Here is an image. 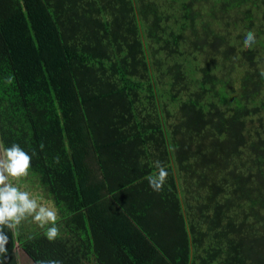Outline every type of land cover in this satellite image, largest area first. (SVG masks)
I'll return each instance as SVG.
<instances>
[{
  "label": "trees",
  "instance_id": "16d2710c",
  "mask_svg": "<svg viewBox=\"0 0 264 264\" xmlns=\"http://www.w3.org/2000/svg\"><path fill=\"white\" fill-rule=\"evenodd\" d=\"M262 72L264 0H0V145L30 155L67 231L4 228L7 249L264 264Z\"/></svg>",
  "mask_w": 264,
  "mask_h": 264
},
{
  "label": "clouds",
  "instance_id": "9594fccd",
  "mask_svg": "<svg viewBox=\"0 0 264 264\" xmlns=\"http://www.w3.org/2000/svg\"><path fill=\"white\" fill-rule=\"evenodd\" d=\"M242 40L245 47L251 46L255 41V35L251 30H247ZM261 75L264 76V72ZM30 159V155L16 143L0 149V226L14 233L17 225L30 216L32 221L44 229L45 236L51 240L58 232L56 210L39 202L42 198L24 190L14 182L27 175ZM166 175V169L158 165L157 172L147 176L149 186L154 191H159ZM8 242V231L0 228V254L7 252ZM48 264H58V262L49 261Z\"/></svg>",
  "mask_w": 264,
  "mask_h": 264
},
{
  "label": "crops",
  "instance_id": "0c3cea01",
  "mask_svg": "<svg viewBox=\"0 0 264 264\" xmlns=\"http://www.w3.org/2000/svg\"><path fill=\"white\" fill-rule=\"evenodd\" d=\"M0 149H2L0 145ZM24 190L29 191L33 195L42 198L39 202L45 203L47 206L53 207L56 212L57 209L55 208L53 202L51 199H48L44 196L41 189H39L35 185L29 186V188H23ZM64 219H61L57 212V228L58 232L57 235L65 236L67 235V231L65 232V226H63ZM18 226H24L22 228H29L30 231L35 232V234H45V231L43 228L39 227L36 222L31 220V217L24 218ZM0 228H3V226H0ZM5 231V230H4ZM7 247V245H6ZM7 257L6 259L4 257ZM0 264H36L34 261L29 258L22 250L21 244L18 241H15V244L12 249H7V252L4 254H0Z\"/></svg>",
  "mask_w": 264,
  "mask_h": 264
},
{
  "label": "rangeland",
  "instance_id": "374dc122",
  "mask_svg": "<svg viewBox=\"0 0 264 264\" xmlns=\"http://www.w3.org/2000/svg\"><path fill=\"white\" fill-rule=\"evenodd\" d=\"M14 182L17 183L21 188H29V186H31V184H29L30 181H28L24 176L16 179Z\"/></svg>",
  "mask_w": 264,
  "mask_h": 264
}]
</instances>
